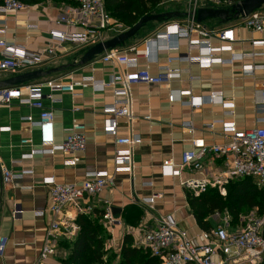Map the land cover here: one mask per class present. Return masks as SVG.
<instances>
[{
	"label": "crops",
	"instance_id": "obj_1",
	"mask_svg": "<svg viewBox=\"0 0 264 264\" xmlns=\"http://www.w3.org/2000/svg\"><path fill=\"white\" fill-rule=\"evenodd\" d=\"M60 14V6L51 2L28 6L17 13L0 14V40L14 44L27 51H36L47 45L50 30L67 32L79 31L76 28L58 26L55 21ZM147 30L144 34L125 47L137 45L141 48L142 41L159 29ZM35 28V29H29ZM236 36L243 41L252 39L264 40V32L253 34L240 27ZM143 38V39H142ZM142 39V40H140ZM247 42L233 44V50L247 52L250 50ZM214 44L218 45L217 42ZM185 43L180 42V54H186ZM78 50L56 58L48 68L68 66L78 62L81 57ZM192 55L195 52H191ZM221 58H229L228 53H222ZM167 53L160 52L156 63H149L144 58L138 59V69L147 70L151 75L159 73L160 66L166 64ZM262 59L256 58L260 64ZM252 63L237 62L232 66L215 64L209 69L189 66L185 62H174L173 69L182 70L178 79L172 80L167 86H148L144 84L131 85L129 95L131 100L132 121L118 118L117 136L126 138L138 136L141 142L133 148V174L114 173L116 149L125 146H115V138L104 132L110 115L104 114V108L112 104L114 95L111 88L95 89L85 77L108 82L110 77L118 73V69L110 63L100 61V56L91 63L26 83L21 86L36 85L50 81L72 84L75 94L60 91H50L43 88V104L53 112L51 140L61 144L66 137V130L72 124L84 126L86 150L75 156L56 151L53 155H37L32 159H23L29 149L39 148L47 134L41 128H32L24 118L31 117L38 121L39 112L28 106L19 105L16 101L0 106V130L9 128V132L0 131V167L18 173L31 170L11 185L5 186L0 173V237L6 238L0 264H38V255L43 246L45 231L53 219L48 210V192L44 180L54 177L60 184L80 185L85 174L95 171H106L113 175L114 186L103 190L92 198L91 205L96 210L104 209V202H109L115 211L116 224L107 241V249L118 253L125 235L136 237L135 228H131L133 218L128 210L136 207L142 212L137 225L153 227L155 220L167 215L173 216L180 229L184 230L194 245L203 246L208 242L206 232L199 229L187 203L188 190L183 184L188 181L210 179L216 171L227 167L228 161L215 158L209 161L200 171L183 170L180 176H171L162 169L166 159H172L178 166L181 153L190 148L192 138L202 140L207 145H223L226 138L222 134L225 122H234L239 130H248L257 126L260 111L257 107L260 85L264 83V74L255 71L254 77H245L242 67ZM8 72H0V82L13 78ZM193 77V79H189ZM15 87V86H14ZM196 98L206 97L210 93H220L225 101L234 103L232 116L224 114L220 105L204 104L198 109H191L184 103L188 101L186 92ZM23 96L26 91L23 89ZM176 96L173 102L168 98ZM50 96V98H49ZM74 109H77L76 111ZM148 117V119H145ZM184 122H191L192 133L182 128ZM213 123V128L204 127ZM30 140L31 145H21V140ZM76 159L75 166H64L66 160ZM151 183L150 186L144 185ZM154 198L152 205L140 203L143 198ZM21 209L18 219L11 218L13 208ZM44 213L41 217L36 213ZM220 215L208 217L211 230L223 218ZM59 245L56 258H50L45 264H59L65 252ZM66 253V252H65ZM43 264V263H42ZM239 264H248L241 262Z\"/></svg>",
	"mask_w": 264,
	"mask_h": 264
},
{
	"label": "built area",
	"instance_id": "obj_2",
	"mask_svg": "<svg viewBox=\"0 0 264 264\" xmlns=\"http://www.w3.org/2000/svg\"><path fill=\"white\" fill-rule=\"evenodd\" d=\"M243 0H158V5L168 6L179 4L176 11L180 17L165 20L160 23L159 29L141 43V48L131 45L109 50L100 55V61L110 63L118 69V73L110 77L108 82L97 81L92 77H85L95 89L111 88L114 95L112 104L104 108V114L110 115L104 127V132L115 138V146H125V149H116L114 152V173L133 174V148L141 142L138 136L120 138L117 136V119L126 118L132 121L131 100L129 87L131 85L167 86L172 80L178 79L182 70L173 69L170 65L174 62H185L189 66L195 65L209 69L215 64L229 66L237 62L251 61L242 67L245 77H254L255 71L264 74V40L252 39L243 41L236 36L240 27L253 34L264 32V12L260 9L251 13L244 19H231L226 24L217 20L216 26H206L204 22L197 23L196 15L199 10H217L232 13V9ZM75 5H60V14L55 23L64 28H76L79 31L67 32L63 30H50L47 45L36 51H27L14 44L0 40V72L13 75L33 72L48 68L49 65L63 55L79 49L85 52L88 48L105 41V31L115 30L117 35L126 32L129 28L110 18L105 10L104 0H75ZM27 5L18 0H0V14L17 13L27 9ZM35 29V28H29ZM4 31H0L3 34ZM116 35V36H117ZM186 45V54H180V42ZM217 42L218 45L214 44ZM247 42L250 50L237 52L232 46L235 43ZM84 48V50L82 49ZM160 52L167 53L166 64L160 66L159 73L151 75L149 71L138 69V59L144 58L149 63L158 61ZM191 52H195L194 55ZM222 53H228L229 58H221ZM256 58L262 59L255 63ZM189 79L193 77L189 76ZM50 91H60L75 94L72 84H63L50 81L46 83L0 88V106L9 105L16 101L19 105L28 106L39 112L38 121L31 117L24 121L32 128H41L46 132L39 148L29 149L23 159H32L37 155H53L56 151L75 156L86 150L84 126L80 123L72 124L66 130L64 141L56 145L51 140L53 125V112L43 104V88ZM26 91L23 96L22 90ZM188 101L184 104L195 110L207 105H220L227 116L233 115L234 103L225 101L220 93H210L206 97L196 98L187 91ZM50 98V96H49ZM176 96L171 94L169 102ZM257 107L260 111L258 124L248 130H239L234 122H225L222 134L226 138L223 145H207L202 140L192 138L190 148L183 151L180 163L177 166L172 159L162 163V169L171 176H180L183 170L200 171L209 161L221 158L228 161L225 169L216 171L210 179L188 181L183 184L193 196H198L208 188L215 189L220 196H226L227 185L244 178L253 179L258 189L264 190V83L260 85ZM75 111L77 109H74ZM145 119H148L146 117ZM209 129L213 123L204 125ZM182 128L192 133L191 122H184ZM0 131L9 132V128ZM21 145H31V141L21 140ZM76 159L66 160L64 166H75ZM3 185H11L14 181L31 175V170L14 173L7 168L0 167ZM48 192V210L53 216L52 221L45 231L43 246L38 255V264H45L50 258H56L61 242L75 240L79 226L76 223L80 215H91L94 207L92 198L99 195L108 187L114 186L113 175L106 171L88 172L80 185L60 184L54 177L44 180ZM144 185L150 186L151 183ZM154 195L143 198L140 203L152 205ZM21 209L13 208L11 218L16 220L21 214ZM101 222L110 234L117 219L112 214L109 202H104ZM44 213H36L41 217ZM219 215V214H217ZM230 217L218 223L208 234L206 245H194L187 233L180 229L171 215L155 220L153 227L139 225L135 228L136 237L133 245L158 258L161 264H261L264 259V213L256 210L241 215L238 223L231 225ZM6 238L0 237V257L3 255ZM66 253L62 254L64 259ZM61 260L59 264H61Z\"/></svg>",
	"mask_w": 264,
	"mask_h": 264
},
{
	"label": "trees",
	"instance_id": "obj_3",
	"mask_svg": "<svg viewBox=\"0 0 264 264\" xmlns=\"http://www.w3.org/2000/svg\"><path fill=\"white\" fill-rule=\"evenodd\" d=\"M27 6L51 2L55 5H75V0H18ZM105 10L114 21L131 28L146 15L161 14L158 0H104ZM187 203L199 229L209 233L211 225L208 217L224 214L230 217L235 226L241 215L256 210L264 213V190L258 189L251 178L230 182L226 187V196L222 197L212 188L206 189L198 196L187 193ZM102 211L94 210L91 215H80L76 223L79 232L72 242H61L66 256L61 264H161L158 258L133 245L132 236L125 235L118 253L106 247L110 234L104 228ZM127 214L133 218L131 228H137L142 212L133 207ZM110 253H112L110 255ZM110 255V256H109ZM261 264H264V259Z\"/></svg>",
	"mask_w": 264,
	"mask_h": 264
},
{
	"label": "water",
	"instance_id": "obj_4",
	"mask_svg": "<svg viewBox=\"0 0 264 264\" xmlns=\"http://www.w3.org/2000/svg\"><path fill=\"white\" fill-rule=\"evenodd\" d=\"M264 5V0H243L232 9V13L217 10L201 9L196 15V22L201 23L207 19H216L221 24H226L231 19H244L254 11L259 10ZM178 12L161 13L156 15H146L142 17L135 25L129 28L126 32L121 33L111 39L100 42L91 48H88L79 58L78 62L68 66H61L58 68H44L29 73L19 74L13 78L0 82V88H11L14 86L24 85L26 83L39 80L53 74L63 72L68 68H74L77 65L84 66L91 63L96 57L102 55L104 52L123 47L130 39H132L142 27L150 22H163L172 18L180 17ZM115 211L112 209V214L115 217Z\"/></svg>",
	"mask_w": 264,
	"mask_h": 264
},
{
	"label": "rangeland",
	"instance_id": "obj_5",
	"mask_svg": "<svg viewBox=\"0 0 264 264\" xmlns=\"http://www.w3.org/2000/svg\"><path fill=\"white\" fill-rule=\"evenodd\" d=\"M178 8H180V5L179 4H173V5H168V6H165V5L159 6L158 5V11L160 13H173V12H177L176 10ZM260 10L264 12V5L260 8ZM160 23L161 22H150V23H148L147 25H145L144 27H142L140 29V31L132 39H130L127 43H129L130 41H132L134 39H137V38L141 37L144 34V32H146L149 29L154 30V26L156 27V26L160 25ZM217 23H218L217 20L216 19H212V18L207 19V20L204 21V25H206V26H216ZM124 27L127 28V26H124ZM116 35H117V33H116L115 30L105 31L104 34H103V38L106 39V40H108V39H111V38L115 37ZM142 39H140V40H142ZM82 49L84 50V48H82ZM79 51L81 52L80 54L82 56L84 52L81 51L80 49H79ZM219 215H220L219 216L220 218H223L224 219V214H219ZM243 215H245V214H243ZM111 254L112 253H110V255Z\"/></svg>",
	"mask_w": 264,
	"mask_h": 264
}]
</instances>
